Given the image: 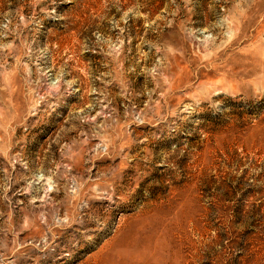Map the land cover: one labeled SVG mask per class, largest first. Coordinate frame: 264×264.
I'll list each match as a JSON object with an SVG mask.
<instances>
[{
	"label": "rangeland",
	"instance_id": "rangeland-1",
	"mask_svg": "<svg viewBox=\"0 0 264 264\" xmlns=\"http://www.w3.org/2000/svg\"><path fill=\"white\" fill-rule=\"evenodd\" d=\"M0 264H264V0H0Z\"/></svg>",
	"mask_w": 264,
	"mask_h": 264
},
{
	"label": "bare ground",
	"instance_id": "bare-ground-1",
	"mask_svg": "<svg viewBox=\"0 0 264 264\" xmlns=\"http://www.w3.org/2000/svg\"><path fill=\"white\" fill-rule=\"evenodd\" d=\"M121 263V262H120Z\"/></svg>",
	"mask_w": 264,
	"mask_h": 264
}]
</instances>
